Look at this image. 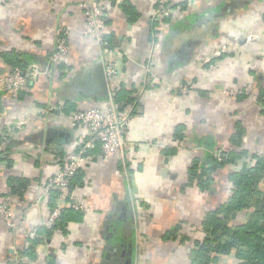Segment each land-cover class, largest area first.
<instances>
[{"label": "crops", "instance_id": "0c3cea01", "mask_svg": "<svg viewBox=\"0 0 264 264\" xmlns=\"http://www.w3.org/2000/svg\"><path fill=\"white\" fill-rule=\"evenodd\" d=\"M83 1L0 0V77L14 53L41 71L20 94L0 86V199L10 196L14 222L0 219V264H191L202 221L227 200L238 167L217 170L202 191L189 179L195 158L209 145L264 154V0H172L162 22L156 0H107L111 48L125 59L118 84L136 89L135 111L124 158L104 157L100 143L88 149L69 196L80 212L65 231L47 224L45 187L90 138L71 113L110 104L109 85L97 94L104 54ZM59 30L65 70L51 62ZM238 262L232 253L214 264Z\"/></svg>", "mask_w": 264, "mask_h": 264}, {"label": "trees", "instance_id": "16d2710c", "mask_svg": "<svg viewBox=\"0 0 264 264\" xmlns=\"http://www.w3.org/2000/svg\"><path fill=\"white\" fill-rule=\"evenodd\" d=\"M180 24L178 20L176 25L180 26ZM30 61L17 53L10 54L8 60H5L12 69L20 68L23 72L28 69ZM57 68L65 70L67 66L64 62H60ZM135 90L123 84L119 85L115 94V102L120 110L127 106H134ZM261 98L264 103V90ZM134 111L132 109L131 114ZM178 133L174 134L175 138L181 140L183 134L181 131ZM2 141L0 134V145ZM233 142L236 143L235 137ZM202 143L209 142L202 141ZM207 149L209 152L206 156L195 158L189 173L190 183H196L202 191L213 189L217 170L227 165L238 167L229 174L231 183L229 197L217 208L209 210L202 221L201 228L204 236L194 242L191 250V264H214L221 256L232 253L238 259V264H264V154H251L248 157L249 151L221 150L215 145H209ZM81 172L82 169H79L74 175L70 187L73 179ZM22 186L23 184L19 187L22 188ZM51 192V202L54 208L59 191L53 189ZM10 193H16L15 187ZM77 211L79 210L73 206L65 207L52 229L60 227L66 231L67 219L71 213ZM242 212L247 213L245 220L239 218ZM24 252L29 256V249ZM16 264L23 263L17 262Z\"/></svg>", "mask_w": 264, "mask_h": 264}, {"label": "built area", "instance_id": "2783aa9c", "mask_svg": "<svg viewBox=\"0 0 264 264\" xmlns=\"http://www.w3.org/2000/svg\"><path fill=\"white\" fill-rule=\"evenodd\" d=\"M194 2L196 0H188ZM107 0H84L82 6L88 18L87 33L95 38L102 46L105 70L110 89V104L107 110L100 107H88L71 113L72 119L85 127L90 138L74 153L68 155L61 163V168L56 172L45 187V192L49 193L57 189L59 194L56 198V206L52 209L47 224L52 227L60 217L65 207L73 206L79 208L77 204L69 200L71 192V181L79 169L87 163L88 149L95 143H100L104 157L124 158L127 142L125 140V128L130 118L133 107L127 106L120 110L115 102V94L119 88L118 80L122 68L125 66L124 55L111 48L108 38V11ZM173 16L172 0H156L153 18L159 22ZM59 38L56 50L51 57L53 65H57L66 59L69 52V45L66 38V31H58ZM41 74L38 68H29L23 72L20 68H14L11 72L0 77V86L8 92L17 95L28 83V81L38 78ZM10 196L6 195L0 199V219L8 225L13 226V210ZM15 264V263H12Z\"/></svg>", "mask_w": 264, "mask_h": 264}, {"label": "water", "instance_id": "95a60500", "mask_svg": "<svg viewBox=\"0 0 264 264\" xmlns=\"http://www.w3.org/2000/svg\"><path fill=\"white\" fill-rule=\"evenodd\" d=\"M101 70L97 69L98 72V80H97V94L103 96V95H108L109 94V90L108 89V80H107V75H106V70H105V66L102 65L100 66ZM76 78V75H74L73 77L70 78L69 81V85H72L74 83V79Z\"/></svg>", "mask_w": 264, "mask_h": 264}, {"label": "rangeland", "instance_id": "374dc122", "mask_svg": "<svg viewBox=\"0 0 264 264\" xmlns=\"http://www.w3.org/2000/svg\"><path fill=\"white\" fill-rule=\"evenodd\" d=\"M248 93H249V94H251V95H254V93H253V92H251V91H249ZM235 94H236V93H235Z\"/></svg>", "mask_w": 264, "mask_h": 264}]
</instances>
